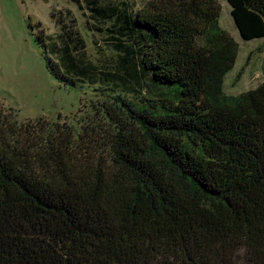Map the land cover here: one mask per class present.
Returning a JSON list of instances; mask_svg holds the SVG:
<instances>
[{"label": "trees", "instance_id": "1", "mask_svg": "<svg viewBox=\"0 0 264 264\" xmlns=\"http://www.w3.org/2000/svg\"><path fill=\"white\" fill-rule=\"evenodd\" d=\"M71 1L97 50L71 10L36 42L97 99L77 133L0 116V264H264V81L224 92L238 43L217 1ZM227 2L264 38V0Z\"/></svg>", "mask_w": 264, "mask_h": 264}, {"label": "rangeland", "instance_id": "2", "mask_svg": "<svg viewBox=\"0 0 264 264\" xmlns=\"http://www.w3.org/2000/svg\"><path fill=\"white\" fill-rule=\"evenodd\" d=\"M108 1L113 0L103 2ZM141 1L130 0L135 9L139 8ZM216 1L221 9L220 26L238 43V56L233 69L224 78L223 89L228 95H238L264 81V38L241 39L231 17L230 5L226 0ZM66 10L72 11L79 31L94 53L98 46L84 29L86 21H94L87 17L86 10H79L71 0H0V116L6 121L17 119L24 123L45 118L60 124L65 122L77 133L81 123L75 124L76 116L79 120L83 116L79 113L81 104L86 105L82 109L86 110L89 99H97L98 92L91 87L72 89L49 73L43 48L36 42L37 33L50 40L55 38L59 23L51 13L56 16V12L65 13ZM87 131L96 135V130L90 133L88 128Z\"/></svg>", "mask_w": 264, "mask_h": 264}, {"label": "water", "instance_id": "3", "mask_svg": "<svg viewBox=\"0 0 264 264\" xmlns=\"http://www.w3.org/2000/svg\"><path fill=\"white\" fill-rule=\"evenodd\" d=\"M227 1V0H226ZM229 4V3H228ZM230 5V4H229ZM231 17H232V19H233V22H234V24H235V26H236V28H237V30H238V27H237V25H236V22H235V20H234V17H233V15L231 14ZM238 32H239V36L241 37V39H243V37L241 36V34H240V31L238 30ZM243 40H245V39H243Z\"/></svg>", "mask_w": 264, "mask_h": 264}]
</instances>
